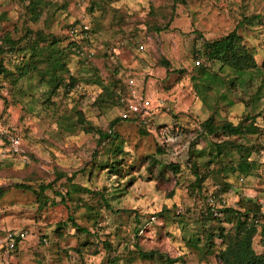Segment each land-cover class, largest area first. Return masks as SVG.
<instances>
[{
  "label": "rangeland",
  "instance_id": "rangeland-1",
  "mask_svg": "<svg viewBox=\"0 0 264 264\" xmlns=\"http://www.w3.org/2000/svg\"><path fill=\"white\" fill-rule=\"evenodd\" d=\"M235 30L258 68L214 66L205 84L195 53ZM37 33L58 43L39 41L47 62L27 54V77L17 79L21 54L0 55L10 70L0 74V238L26 233L14 251L0 250V264H220L219 234L233 232L234 211L254 200L264 212V135H199L209 106L234 125L264 112V0H0V38ZM65 48L55 82L49 71ZM129 76L151 109L105 141L122 113L111 88L122 78L129 93ZM8 136L20 139L18 153ZM251 146L252 175L231 172ZM114 161L117 175L103 168ZM257 226L253 248L264 254Z\"/></svg>",
  "mask_w": 264,
  "mask_h": 264
},
{
  "label": "trees",
  "instance_id": "trees-1",
  "mask_svg": "<svg viewBox=\"0 0 264 264\" xmlns=\"http://www.w3.org/2000/svg\"><path fill=\"white\" fill-rule=\"evenodd\" d=\"M174 2H180V4H184L185 0H174ZM42 11L43 9L38 10L39 13H36L37 17H40V13ZM72 30H75V32L77 31L75 27ZM39 41L41 43H47V48H53L58 43V41L54 39V37L46 36L43 33H37L35 37L28 36L26 39L19 40H14L11 37L0 38V55L8 56L9 58H11V55L13 57L15 55L21 54L19 61L14 66L16 68V74H18L17 79L25 78L31 72V62H29V64H26L25 60L27 58V54L33 55L32 58L34 59L35 64L47 62L45 58H40V55L35 53L37 47L41 45L39 44ZM46 47L44 46L42 48ZM65 52L66 48L57 53L59 54V60L63 61V63H56L55 66H59L54 68V70L51 66V69L49 71V74H52L55 82H57L58 79V72L61 71L66 65L67 60L65 57ZM194 60L196 61V64L198 63L195 67V74H199L201 81L203 80L205 84L209 83V85L211 86L213 85V78L210 76L212 74L210 70L211 68L213 69L214 66H219V71H223L224 69L228 68L234 71L236 74L240 75L247 74L258 68L254 50L247 46V44L243 41V38L238 34L236 30L215 41L204 42L201 49L195 53ZM48 61H50V59H48ZM17 64L21 65L17 66ZM8 72H10V70L4 68V66L0 64V74H6ZM45 73H42L41 71L39 72V75L42 76V80H44V76L46 75ZM213 76L215 77L216 74H214ZM131 79H133V77L131 76L127 78V83H125L127 85V89L128 81ZM122 81V78L117 79L116 83L113 85V89L111 88L113 101L117 104L118 107L122 109V113L120 114L121 116L119 120L117 119L113 121L108 132H106L105 134L101 133V136L105 141L118 139L117 134L113 131V128L119 123V121L135 122L141 120L146 116H143L142 114H132L128 119H123V114L128 112L130 109V98L129 93L127 92L126 94L124 91ZM193 83L196 92L198 93L199 97H201V100L207 101V95L203 94L205 89L200 87L202 84L199 81L198 83ZM232 86H235L234 83L232 84ZM206 110L209 113L211 110V114L201 124L202 130L199 136L211 137L218 136L219 134H223L228 137L242 135L247 136L255 134L264 135V112L256 116L248 115L241 123H239L238 125H234L229 121L219 122L211 106H209V108L207 107ZM10 137L11 136L5 137L3 141L8 144L11 139ZM239 149L242 150L243 147L240 146ZM250 149L249 147L247 148V156L243 155L241 157V161L238 162V165L235 166V168L231 169V172L239 173L245 177H250L252 175V172L256 169L257 160L251 159V157H253V152L251 153V151H254V147L251 146ZM219 152L222 154L221 149L219 150ZM119 164V161H114L110 165H107L103 168L108 167V169H110L112 173H115L117 175L121 171ZM197 164V161H195V165ZM219 165L221 171H223L225 167L221 166V162ZM168 168L174 172L179 171V167L174 164L168 166ZM18 187L21 189L28 188L23 185H20ZM2 193L3 189L0 188V196L2 195ZM245 203L248 206L242 208L241 211H234L237 217V222L234 226L233 232L225 235V230L222 229L219 234L220 238L222 239V245L224 247L217 256L220 264H264V254L257 253L253 248V240L258 235L257 224L262 226L260 233L261 236L264 237V212L262 211V205L254 200H246ZM70 221L73 222V218H70ZM156 255V252L147 254L139 251V257L142 259L153 260ZM161 258L162 260H164L165 264H175L177 262L176 260L164 259V257H159V259ZM112 264L117 263L113 262Z\"/></svg>",
  "mask_w": 264,
  "mask_h": 264
},
{
  "label": "built area",
  "instance_id": "built-area-1",
  "mask_svg": "<svg viewBox=\"0 0 264 264\" xmlns=\"http://www.w3.org/2000/svg\"><path fill=\"white\" fill-rule=\"evenodd\" d=\"M142 50L143 47H140ZM198 64V63H197ZM129 91V103L130 109L128 112L123 114V119H128L132 114L146 115L151 109L150 100L146 97H142L138 92V88L135 80L131 79L128 81ZM13 154L19 152L20 139L18 137H12L10 139ZM26 239V233L21 231H8L3 237L0 238V250L14 251L18 244Z\"/></svg>",
  "mask_w": 264,
  "mask_h": 264
}]
</instances>
